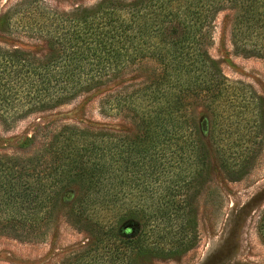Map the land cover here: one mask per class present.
<instances>
[{"label":"trees","instance_id":"obj_1","mask_svg":"<svg viewBox=\"0 0 264 264\" xmlns=\"http://www.w3.org/2000/svg\"><path fill=\"white\" fill-rule=\"evenodd\" d=\"M31 2L47 50L0 48V111L51 109L130 65L155 69L101 101L132 132L62 125L27 156L0 155V234L43 239L61 215L88 236L74 264H147L193 248L211 160L236 181L264 147L263 102L209 56L210 24L231 9L235 49L264 58V0H98L68 11ZM258 231L264 239V213Z\"/></svg>","mask_w":264,"mask_h":264},{"label":"rangeland","instance_id":"obj_2","mask_svg":"<svg viewBox=\"0 0 264 264\" xmlns=\"http://www.w3.org/2000/svg\"><path fill=\"white\" fill-rule=\"evenodd\" d=\"M97 1L37 0V3L68 11L76 6L93 5ZM30 2L0 0V48H18L38 55L46 52L43 33L28 11ZM2 19L8 26L1 24ZM232 24L231 9L216 13L210 24L208 54L230 81L242 83L258 94L264 111V58L235 49L231 39ZM154 69L155 64L149 61L130 65L118 79L51 109L23 116L16 110H1L0 155L27 156L45 134L62 125L132 132L131 121L123 114L102 112L101 101L123 85L131 88L138 86L153 74ZM194 108L200 133L206 137L205 113L200 108ZM11 117L14 118L10 121L3 120ZM30 138L33 141L29 142ZM262 213L264 147L255 167L236 181L226 180L211 160L210 181L197 200V244L180 255L152 259L147 264H264V239L258 231ZM87 238L86 233L73 228L63 216L56 215L43 239L28 241L0 234V264H74L75 256L82 251Z\"/></svg>","mask_w":264,"mask_h":264}]
</instances>
